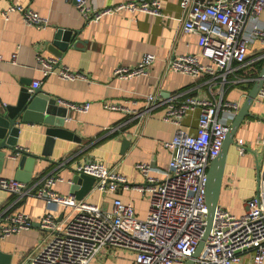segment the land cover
<instances>
[{"label":"crops","instance_id":"obj_1","mask_svg":"<svg viewBox=\"0 0 264 264\" xmlns=\"http://www.w3.org/2000/svg\"><path fill=\"white\" fill-rule=\"evenodd\" d=\"M15 1L0 0V55L3 57L0 61V109L15 105L23 89L30 88L32 81L37 79L41 81L39 88L55 99L56 114L67 111V116L72 117H66V127L75 132L74 138H57L51 161L38 162L28 182L39 188L44 175H58L63 180L56 184L55 189L62 195L73 193L72 178L78 173L76 166L88 160L114 169L126 176L130 183L143 184L145 176L136 164L148 162L162 169L171 158L163 142L173 137L176 128L164 120V105L167 102L193 95L213 102L239 100L242 105L261 73L259 63L264 64V47L258 39H253L247 63L234 64L226 81H223L222 72L212 80L208 74L195 78L171 69L170 60L179 54L196 55L201 62H209L201 54L198 34L183 29L180 0H161L162 15L121 10L97 22H88L80 14L75 0H20L25 7L34 9L48 21L46 27L28 25L18 11L10 13L6 19L2 11ZM87 1L91 7L90 16L93 11L103 7L121 2H139ZM259 16L264 27V11ZM252 24L250 19L246 34ZM58 28L69 29L76 34L61 56L54 54L53 49L57 48L52 46ZM14 53H17L15 64L11 62ZM146 53L156 55L157 59L147 67L145 74L130 78L114 74L117 67L137 66ZM38 56L53 57L58 60L56 70L66 66L83 77L65 80L56 73L46 74L39 66ZM150 94L158 97V105H149L146 98ZM61 101H88L91 106L86 113H74L69 112ZM109 104L121 105L125 109H111ZM251 108V115L242 122L229 148L219 199L220 206L235 216L245 211L246 201L256 192L264 154V103L255 100ZM200 111L199 108L190 111L183 120L184 127L191 133L196 132ZM219 116L231 124L227 114L220 112ZM21 127L17 149L7 151L4 164L0 160V175L5 178H16L19 161L15 157L19 155H16L19 149L41 154L45 146L47 125L25 123ZM125 137L130 144L123 150ZM240 143L245 146L243 154L240 153ZM151 174L161 177L155 171ZM94 183L83 197L87 202L100 203L108 211L117 198L123 203L132 204L137 218L144 219L148 215V192L142 193L133 186H120L113 193L101 195ZM0 209L7 213L24 211L34 221L30 229L0 237V249L12 254L11 264H22L25 256L43 239L40 219L49 209L48 204L36 196L18 199L16 195L0 189ZM66 213L67 210L59 207L56 214L61 220ZM90 264H135V254L109 247L102 250ZM237 264L253 262L251 256H246Z\"/></svg>","mask_w":264,"mask_h":264},{"label":"built area","instance_id":"obj_2","mask_svg":"<svg viewBox=\"0 0 264 264\" xmlns=\"http://www.w3.org/2000/svg\"><path fill=\"white\" fill-rule=\"evenodd\" d=\"M75 2L88 22H97L121 10L162 15L161 0L121 2L95 10L92 16L87 0ZM180 7L184 31L198 34L201 54L209 62H201L196 55L179 54L170 60V68L175 71L195 78L208 74L212 80L222 72L223 81H226L234 64L247 63L253 39H258L264 47V27L259 21V15L264 11V0H180ZM15 11L23 14L28 25H48L44 17L25 7L20 0L10 4L2 15L7 19ZM250 19L253 24L246 34ZM156 59V55L146 53L137 66L117 67L114 74L121 78L145 74L147 67ZM16 61L17 53H14L11 62L15 64ZM38 63L46 74L56 73L65 80L83 77L66 66L56 70L58 60L53 57L38 56ZM40 85L41 81L34 79L29 92L34 93ZM146 99L152 107L160 103L158 97L152 94ZM255 100L264 103V82ZM61 103L74 113H86L91 106L88 101ZM108 107L125 109L115 104ZM240 107L239 100L213 102L193 95L167 102L164 105V120L176 128L173 137L163 142L171 158L162 169L148 162L136 164L145 176L143 184L130 183L126 176L97 161L88 160L76 166L79 173L95 178V189L101 195L113 193L120 186H133L142 193L148 192L150 207L144 219L137 218L132 204L117 198L112 209L107 211L100 203L87 202L73 193L60 194L55 187L63 178L55 174L44 175L39 188L17 178L0 175V189L16 195L18 199L27 196L42 198L49 207L40 219L43 239L25 256L22 264H90L109 247L134 252L135 264H185L194 257L204 238L209 163L220 153L230 129V124L223 121L219 114H227L232 123ZM197 108L201 109L197 129L191 133L184 127L183 120ZM69 116L68 119L72 118ZM24 151L19 149L16 155ZM244 152L245 146L240 143V153ZM261 163L258 186L254 195L246 201L245 211L235 216L222 206L217 208L212 228L195 258V264H237L246 256H251L253 264H264V154ZM154 171L161 177L152 175ZM59 207L67 210L61 220L56 214ZM33 224V219L24 211L7 213L0 209V237L20 233Z\"/></svg>","mask_w":264,"mask_h":264},{"label":"water","instance_id":"obj_3","mask_svg":"<svg viewBox=\"0 0 264 264\" xmlns=\"http://www.w3.org/2000/svg\"><path fill=\"white\" fill-rule=\"evenodd\" d=\"M72 30L58 28L53 37V52L57 56H61L71 42V38L75 37ZM261 73L252 85L250 92L240 107V110L230 124V129L223 143L220 153L210 161L207 178V224L204 238L201 240L200 246L194 257L188 259L185 264H195V258L198 257L200 250L204 245L213 222L217 208L220 206V195L223 187V178L226 168V160L231 144L234 143L235 135L246 117L251 115V107L258 95L261 85L264 82V64ZM55 99L45 94L41 88H37L34 93L29 92V88H24L19 100L15 105H8L0 109V160L4 164L7 151L16 150L18 137L25 123H43L46 127V139L43 152L41 154L30 153L28 151L20 152L15 159L19 161V169L16 178L25 182L31 180L35 166L40 161H51L53 147L57 138L73 139L75 132L66 127L67 111L62 114H56ZM55 115H58L57 117ZM130 140L124 138L123 150L129 146ZM7 164L9 161H6ZM95 178L91 175L77 173L72 178L73 194L77 198L82 199L93 188ZM83 183V184H82ZM80 184L83 185L81 189ZM12 254L6 253L0 249V264H11Z\"/></svg>","mask_w":264,"mask_h":264},{"label":"trees","instance_id":"obj_4","mask_svg":"<svg viewBox=\"0 0 264 264\" xmlns=\"http://www.w3.org/2000/svg\"><path fill=\"white\" fill-rule=\"evenodd\" d=\"M260 67H262V64H261V62L259 63V68H260Z\"/></svg>","mask_w":264,"mask_h":264}]
</instances>
